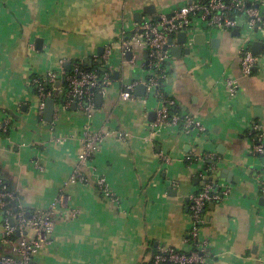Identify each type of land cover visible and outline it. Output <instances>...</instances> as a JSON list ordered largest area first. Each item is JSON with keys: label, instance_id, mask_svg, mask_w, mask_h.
Instances as JSON below:
<instances>
[{"label": "crops", "instance_id": "0c3cea01", "mask_svg": "<svg viewBox=\"0 0 264 264\" xmlns=\"http://www.w3.org/2000/svg\"><path fill=\"white\" fill-rule=\"evenodd\" d=\"M186 1L0 0V123L8 121L10 131L0 139V174L13 183L25 211L60 198L62 203L54 233L34 256L37 264H150L159 247L189 251L190 195L202 185L199 173L208 162L216 166L215 179L234 188L206 208L202 238L216 253L209 264H264V201L257 180L263 158L251 152L253 124L264 130V48L258 72L246 76L241 33L215 29L217 46L194 42L189 53L188 42L175 37L181 56L171 51L165 90L178 102L173 111L195 117L203 132L156 130V101L148 99L147 90L135 91L132 101L121 96L141 75L123 61L120 45L123 32L132 33L138 23L135 13L155 4L160 15ZM148 17L157 16L143 19ZM109 46L104 61L99 50ZM136 54L147 59L146 53ZM78 61L111 66L113 81L104 88L102 103L92 116L69 108L61 83L54 91V119L46 120L44 113L43 121L31 79L51 70L69 72L67 63ZM226 76L240 83L234 98ZM103 127L110 134L80 168L87 181L73 180L84 131ZM191 153L195 161L187 160ZM100 179L111 197L102 193ZM2 221L0 214L1 252L12 254V244L2 240Z\"/></svg>", "mask_w": 264, "mask_h": 264}, {"label": "built area", "instance_id": "2783aa9c", "mask_svg": "<svg viewBox=\"0 0 264 264\" xmlns=\"http://www.w3.org/2000/svg\"><path fill=\"white\" fill-rule=\"evenodd\" d=\"M240 29L243 38L241 53V69L246 76L253 73L258 65L259 56L253 52L252 45L256 40L264 42V0H188L183 4L171 7L161 13L159 18L148 17L140 23H136L134 32H123L121 38V54L123 61L136 69L140 74L145 73L144 80L137 77L133 83L123 90V100L132 101L138 98L135 95L136 87L144 83L147 97L156 101L157 118L153 127L161 129L166 126L177 127L184 134L191 135L196 130L203 132L205 126L192 115H181L173 111L178 102L167 95L166 86L171 69L172 46L169 39L172 35L186 32L188 44L194 46L193 37L197 34L206 36L205 45L214 37L215 29L233 31ZM137 51L147 53V59L137 58ZM132 52L131 58L127 57ZM111 46L104 49L103 60L109 58ZM104 74L98 69H85L80 62H75L69 72L48 71L46 74L35 76L31 79L36 94L40 98L39 116L44 121V113L47 101L54 98L57 83L67 85L66 100L64 104L71 108L77 106L80 110L92 116L97 109V96L113 81L111 66L103 65ZM225 86L231 97H235L240 89L237 79L226 76ZM61 85V84H60ZM55 99V98H54ZM8 121L0 123V129L9 130ZM254 143L252 154L262 156L263 167L257 173L258 186L261 196L264 198V130L260 123L253 124ZM110 134L106 128L87 129L83 133V147L78 156L79 170L73 176V180L87 181L86 175L80 168L89 164L94 158L107 136ZM200 158V157H199ZM198 158V159H199ZM197 155L188 154V161H195ZM206 159L213 160V156ZM215 165H207L199 173L202 185L190 195V214L192 225L189 229L187 240L191 244L189 251L175 247H159L152 256L150 264H209L214 261L216 253L209 241L202 238V227L206 223V208L208 204L223 200L224 196L232 192L233 185L227 182L217 181L214 177ZM102 193L111 197V191L105 179L98 181ZM18 195L15 191L6 190L3 181L0 180V214H5L3 227V241L14 235L20 234V238L12 244V254L0 255V264H37L34 261L35 254L52 236L58 214L61 198L55 200L44 209L36 210L30 215L21 207L18 213L13 210V203ZM62 204V203H61ZM76 214V211L74 212Z\"/></svg>", "mask_w": 264, "mask_h": 264}, {"label": "water", "instance_id": "95a60500", "mask_svg": "<svg viewBox=\"0 0 264 264\" xmlns=\"http://www.w3.org/2000/svg\"><path fill=\"white\" fill-rule=\"evenodd\" d=\"M191 1V0H190ZM158 13V9L157 7L155 6V4H148L144 7L143 9V12H136L135 13V20L140 23L142 22L143 20V17H144V14H147V15H155L159 18V15H157ZM233 34H236L238 35L240 33V29L239 28H236L235 30L232 31ZM175 37L177 39V42L180 43V44H187L188 42V35L186 32H181V33H178L177 36L175 35H172L169 39V44L173 45L172 46V51L174 52L175 55H178V56H181V48L176 46L174 44V41H175ZM193 40L195 43L197 44H204L205 41H206V36L204 34H197L193 37ZM42 40H38V43H41ZM220 41V38L218 37H214L211 39V44L212 46H217L218 43ZM263 48H264V42L262 41H259V40H256L253 45H252V49H253V52L256 54V55H262L263 53ZM100 53L102 54L104 52V48H100ZM191 51V48L190 47H187L186 49V52H190ZM133 55V53L130 51L128 52L127 54V57L128 58H131ZM146 57H148V54L146 53L145 55ZM67 66L68 67H71V63H67ZM69 69V68H68ZM259 70V67L258 66H255L254 69H253V72H258ZM61 84V82H58L57 85L59 86ZM136 93L138 95H144L146 93V85L144 83H141L139 84L137 87H136ZM102 100H103V94L102 93H99L98 96H97V102L98 104H101L102 103ZM55 107H56V100L54 98H50L48 99L47 101V105H46V108H45V118L46 120L48 121H53L54 119V115H55ZM257 112V111H256ZM155 112H154V118H155ZM226 177H231L230 175L227 174ZM235 181H239V178L238 176L235 177ZM264 201V198L263 200Z\"/></svg>", "mask_w": 264, "mask_h": 264}, {"label": "trees", "instance_id": "16d2710c", "mask_svg": "<svg viewBox=\"0 0 264 264\" xmlns=\"http://www.w3.org/2000/svg\"><path fill=\"white\" fill-rule=\"evenodd\" d=\"M78 62H80L85 69H89V70L98 69L100 72H102L101 74H104V72H105V69L103 68L102 64H100L98 62H95V61L94 62L78 61ZM64 87L66 89L67 85L65 84ZM54 98L58 99V97L55 94H54ZM63 101L64 100H62V102ZM9 133H10L9 130L4 131L3 129H0V139H2L4 137H7L9 135ZM207 165H209V166L212 165V162H208ZM0 180L3 181V187H6V190L15 191V187H14L13 183L10 180L4 178L2 176V174H0ZM19 200L20 199H19V196H18L17 200H15V202L13 203V210L15 211V213H18L20 211V209H21ZM26 212H27L28 215L33 213V212L29 211V210L28 211L26 210ZM2 218H3L2 222H4L5 214H3ZM20 237H21L20 234L18 232H15L14 235L11 236L8 239V241H6V242L13 244V242L17 241ZM1 242H3V241H1ZM0 244L2 245V243H0ZM1 245H0V255L11 254V253H2L1 252Z\"/></svg>", "mask_w": 264, "mask_h": 264}, {"label": "rangeland", "instance_id": "374dc122", "mask_svg": "<svg viewBox=\"0 0 264 264\" xmlns=\"http://www.w3.org/2000/svg\"><path fill=\"white\" fill-rule=\"evenodd\" d=\"M145 75H146L145 73H142L140 76H142V77H143V76H145Z\"/></svg>", "mask_w": 264, "mask_h": 264}]
</instances>
